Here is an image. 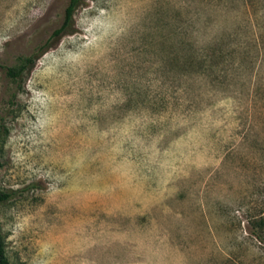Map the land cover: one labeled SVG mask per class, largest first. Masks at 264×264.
I'll list each match as a JSON object with an SVG mask.
<instances>
[{"label": "rangeland", "instance_id": "374dc122", "mask_svg": "<svg viewBox=\"0 0 264 264\" xmlns=\"http://www.w3.org/2000/svg\"><path fill=\"white\" fill-rule=\"evenodd\" d=\"M68 4L0 0L10 264H264V0Z\"/></svg>", "mask_w": 264, "mask_h": 264}, {"label": "trees", "instance_id": "16d2710c", "mask_svg": "<svg viewBox=\"0 0 264 264\" xmlns=\"http://www.w3.org/2000/svg\"><path fill=\"white\" fill-rule=\"evenodd\" d=\"M82 3H83V0H69V4L65 12V21L63 25L53 33V35L51 36V40L56 37L61 36L64 32L72 30V25H73L72 22H73L75 11ZM34 58L35 57L33 56L23 58L22 65L19 67V69H15L12 67H4V69L6 70L7 75L11 77L12 79L21 80L25 72L34 66V60H35ZM5 135H6V132H3L1 130L0 131V149L2 148ZM2 167H3V164L0 161V169ZM9 199H10V195L7 192H4L0 187V205L7 202ZM0 264H10V260L6 252V244L3 240L2 233H1V224H0Z\"/></svg>", "mask_w": 264, "mask_h": 264}]
</instances>
